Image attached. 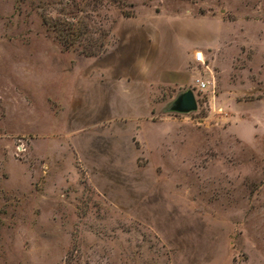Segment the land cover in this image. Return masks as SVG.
Instances as JSON below:
<instances>
[{
	"label": "rangeland",
	"instance_id": "1",
	"mask_svg": "<svg viewBox=\"0 0 264 264\" xmlns=\"http://www.w3.org/2000/svg\"><path fill=\"white\" fill-rule=\"evenodd\" d=\"M0 264H264V0H0Z\"/></svg>",
	"mask_w": 264,
	"mask_h": 264
},
{
	"label": "water",
	"instance_id": "2",
	"mask_svg": "<svg viewBox=\"0 0 264 264\" xmlns=\"http://www.w3.org/2000/svg\"><path fill=\"white\" fill-rule=\"evenodd\" d=\"M171 110L186 112L195 108V99L191 89H185L176 94L168 105Z\"/></svg>",
	"mask_w": 264,
	"mask_h": 264
},
{
	"label": "crops",
	"instance_id": "3",
	"mask_svg": "<svg viewBox=\"0 0 264 264\" xmlns=\"http://www.w3.org/2000/svg\"><path fill=\"white\" fill-rule=\"evenodd\" d=\"M189 56H191V55H189ZM185 61H186V59H184L182 62H180L179 65L182 66L183 62L185 63ZM177 69L175 68V69L171 70V72L169 74H166L165 78H163V79H165L167 81L171 80L172 82H179L180 78H182V77H180L181 76V71L179 70L180 69L179 66H178ZM151 76L152 77L154 76V78L157 79V78H160V73L159 72H155L154 74H151Z\"/></svg>",
	"mask_w": 264,
	"mask_h": 264
},
{
	"label": "built area",
	"instance_id": "4",
	"mask_svg": "<svg viewBox=\"0 0 264 264\" xmlns=\"http://www.w3.org/2000/svg\"><path fill=\"white\" fill-rule=\"evenodd\" d=\"M192 57H193V60L202 64L203 60H202V54L200 51H194ZM194 82H195V85L199 89H203V88L207 87V85L209 83V79H207V78H195Z\"/></svg>",
	"mask_w": 264,
	"mask_h": 264
},
{
	"label": "trees",
	"instance_id": "5",
	"mask_svg": "<svg viewBox=\"0 0 264 264\" xmlns=\"http://www.w3.org/2000/svg\"><path fill=\"white\" fill-rule=\"evenodd\" d=\"M64 41H66L65 46H67V45H69V43H71L70 42L71 40H68V41L67 40H64Z\"/></svg>",
	"mask_w": 264,
	"mask_h": 264
}]
</instances>
